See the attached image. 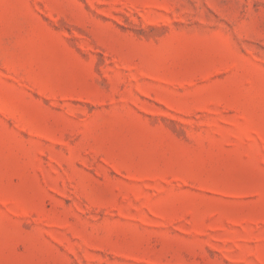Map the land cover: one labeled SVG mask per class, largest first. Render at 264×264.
Listing matches in <instances>:
<instances>
[{
    "label": "rangeland",
    "instance_id": "obj_1",
    "mask_svg": "<svg viewBox=\"0 0 264 264\" xmlns=\"http://www.w3.org/2000/svg\"><path fill=\"white\" fill-rule=\"evenodd\" d=\"M0 264H264V0H0Z\"/></svg>",
    "mask_w": 264,
    "mask_h": 264
}]
</instances>
